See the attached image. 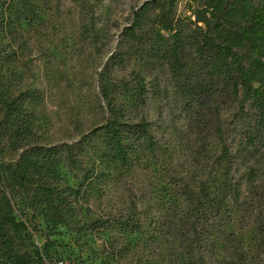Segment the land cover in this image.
Listing matches in <instances>:
<instances>
[{"label": "rangeland", "instance_id": "1", "mask_svg": "<svg viewBox=\"0 0 264 264\" xmlns=\"http://www.w3.org/2000/svg\"><path fill=\"white\" fill-rule=\"evenodd\" d=\"M144 1L0 0V157L76 144L112 115L148 122V138L130 143L123 162L102 157V134L86 139L73 166L65 153L34 160L40 181L52 178L50 164L62 187L90 176L59 214L33 200V185L1 180L0 208L26 227L15 243L40 255L34 264H264V145L245 147L242 129L255 110L221 97L203 109L183 94L152 53L162 30L150 22L134 40L124 33ZM191 8L175 3L183 25ZM18 113L21 144L8 125ZM201 183L209 199L189 201ZM98 219L107 222L92 230ZM0 264H13L1 238Z\"/></svg>", "mask_w": 264, "mask_h": 264}, {"label": "trees", "instance_id": "2", "mask_svg": "<svg viewBox=\"0 0 264 264\" xmlns=\"http://www.w3.org/2000/svg\"><path fill=\"white\" fill-rule=\"evenodd\" d=\"M176 1H144L131 10L130 23L124 27V33L134 40L147 23L152 22L159 27L162 34L157 35L156 40L160 44L152 53L165 62L179 90L183 94H192L203 109L216 97H221L223 102L237 100L242 108L249 104L255 110L256 120L253 126H242L245 129V147L264 145V0H193L197 8H191L190 15L185 17L187 25L174 15ZM186 27L188 30L185 32ZM143 95V87L139 84L136 99L140 105L144 102ZM4 106L10 114L16 111L15 101ZM8 125L21 144L28 132L20 114ZM100 134L105 141L102 157L107 161L123 162L130 152V143L148 138V122L144 118L132 120L112 115L81 136L76 144L62 143L49 147L32 144L18 158L5 160L0 157V181L10 179L18 186L33 185V200L51 213L59 214L76 201L90 176L85 172L74 188L62 187L53 181L57 174L50 164L48 169L52 178L40 181L32 172L35 159L53 160L65 153L67 165L73 166L77 151L86 139ZM223 147L228 153L229 146ZM209 194L203 183L199 185L197 194L185 193L189 201L197 203L201 197L209 199ZM106 222L94 220L90 227L95 230ZM25 229L22 221L0 208V238L8 259L13 264L40 263L39 254L31 258L15 243L19 233Z\"/></svg>", "mask_w": 264, "mask_h": 264}]
</instances>
